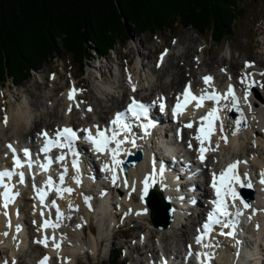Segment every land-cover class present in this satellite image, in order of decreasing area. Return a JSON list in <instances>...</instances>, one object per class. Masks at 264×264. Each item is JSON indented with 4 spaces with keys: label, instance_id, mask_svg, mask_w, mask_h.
I'll return each mask as SVG.
<instances>
[{
    "label": "bare ground",
    "instance_id": "obj_1",
    "mask_svg": "<svg viewBox=\"0 0 264 264\" xmlns=\"http://www.w3.org/2000/svg\"><path fill=\"white\" fill-rule=\"evenodd\" d=\"M195 40L196 38L191 36L189 32L185 34L182 38H180L179 41L176 42V44L173 46L172 53L167 56L164 65L160 69L152 68L151 70L150 68L149 70L148 65H149L150 56H148L146 53L140 54L138 50H135L137 54V58L140 60V61L138 60L140 64L138 63L137 66L132 67V70L130 66L131 71L128 70L125 73H121L119 77H117L118 75H115L116 72L113 71V73H111V78H112L111 83H114V86L111 83L105 84L101 82L103 86L102 92H100L101 95L99 96L98 93L97 94L95 93V95L93 96L94 98L93 102L95 104L93 103L94 105H92L89 102L87 103L85 102L83 106V110H80L81 108L80 105H81V100L83 98V95L85 94L86 98H88L89 96L87 97L86 93L82 92L83 89L80 85H78V82L74 81L73 84L70 85L71 89L76 90L74 93V99L69 100L68 98L69 90H71L69 88L67 96L64 98L62 102L63 105L66 106L67 110H69V106L71 105L70 119L68 118V115L64 114L65 112L62 113L61 107H60V105L62 104L61 102L59 103L57 102V104L55 103L49 104L48 102L37 100V102L33 103L31 106H28L29 104H27V102L26 103L21 102L19 108L23 110V112L20 111L21 116L19 115L20 120L19 122H17V129H18L17 134L20 136V138H22L21 140L24 142L25 141L23 138L24 136H31V137L34 136L35 137L36 135H40L41 133H44L45 131H48L50 129L55 130L56 128H60L61 125H73L78 128H82L81 124L78 122V119H81L84 121L83 123L84 128H89L91 130L97 131V128H100L98 126V120L105 122L106 120L110 119L108 114H111L113 109L123 106L124 103L131 96L133 97L138 96L137 93L136 94L129 93V90L132 86V85L130 86L129 84H126V81L128 80L129 77L131 81L135 79V80H138L140 83L143 81V83L141 84H143L144 86H146L145 84H147V88L141 91L142 93L145 92L146 94H140L142 95V97H145L146 99H150L152 96L156 95L161 100H163V96H164L167 98V100L175 101L177 94L180 93V91H178L179 88H182L186 84V82L192 81L194 85L202 84V82L199 81L200 79H198L199 77H197V74H199L197 72L198 67H201V70H203L200 73V78L202 75L210 76L211 78L215 77L216 82H222L226 79V82L224 85V87H226L228 84L227 79H230L232 77L231 73L226 74V72L225 73L221 72V73L214 74L213 65L217 62V59L212 57L210 58L209 62L206 61L205 57L207 54L204 51L205 48L201 49L200 54L195 55L199 59H193L194 57L192 56V54L194 55L195 53L193 51L194 50L196 51L197 47L200 45V43L196 44ZM128 52H129L128 54H130L132 58H129L128 63L121 62L120 63L121 69L125 65H131L133 61V58H134L133 48L131 47L130 51ZM138 55L141 56V58L138 57ZM236 58H237V54L232 53L231 59H230L231 61L229 62L227 66V69L229 70V72H234L232 70L236 68V65H237ZM225 59L226 58L223 55L220 58L221 62H223ZM150 63H152V60H150ZM139 66L141 70L138 69ZM94 67L96 69V66ZM136 69L138 70V72L135 71ZM249 71H255L256 74L259 73L256 67L255 69H249L244 75L245 80L248 78V74L250 73ZM166 73L168 74L165 75ZM132 74L135 76H132ZM227 75H229V78H227ZM249 80L251 81V79ZM107 81L110 82V79H108ZM211 83H214V82L211 81ZM250 85L251 84L249 83L246 85L244 92H242L243 98H240V107L241 105H243L241 109L244 112L246 119L248 120L249 126L247 129L242 130V131H237L234 128H232L230 107L227 106L225 108L224 122L226 121L227 123H229V125L226 126L225 124V127L224 129H222V131H223V135L228 138V141L225 142L222 139H220L218 140V143L216 145L212 143L211 141L212 145L209 146L211 148H210V153L208 154V161L205 163L204 171H203L204 182H206L207 179H210L209 172H211V170L212 172L213 171L217 172L228 161L232 160L233 157L236 156L233 150L234 147H241L242 145L246 144V141L247 143L252 144L251 147H248V146L246 147L247 150L245 153L247 156L251 157V159L249 158L251 162L250 164L251 170L253 169L255 175L257 174L261 175V172L264 169V155L260 153V152L264 153V150H261V147L264 148V134H263L264 133V94L260 93V91H258V88L255 86L254 87L252 86V89H251ZM98 87L100 88L99 85ZM246 93H247V96H246ZM252 93H254V96L251 98ZM244 95L246 97H244ZM45 99H49V97H46ZM77 104L79 106H77ZM89 107L92 108L91 111H88ZM190 110L191 109H189L187 113L184 115L186 117V120H183V117H180L179 123L182 129L184 128L183 130L184 135L192 139L195 142L197 138L195 136L194 130L187 129V123L193 122V121L197 122L199 119V116H196L197 108L195 109V112H190ZM96 113H98V117L94 118V115ZM153 114L156 115V118L159 117L161 119L159 121V125H160L161 122L163 121L161 115L157 113L156 111L155 112L153 111ZM154 115H153V118H154ZM6 118H7V122L5 123L4 121L5 124H3L2 122L3 120L1 118L2 121L0 123V130H4V129L7 130L8 127L12 126L13 115H11L10 113V115H7ZM92 119L94 120L92 121ZM88 120L91 122L86 123V121ZM233 121H236V120L233 119ZM147 122L148 121H146V123ZM166 132L167 130H163L159 137H157L159 133H156L155 139L157 138L165 139L164 135L166 134ZM218 133L220 135L222 134L221 132H218ZM123 134L124 132H121L119 137L123 136ZM1 140L2 139H0V141ZM10 143L21 145L22 142H18L16 139H14V137L11 139L9 137H7L6 139H3L0 142L1 144L0 150L1 152L4 153L5 157H7V154H8L7 146L10 145ZM208 144L209 142L207 143V145ZM181 145H184V143H182ZM136 149H137L136 147L132 148V146H129V145L122 146V150L124 152L127 151L126 157H129L130 153H135ZM154 149L155 148L151 146L150 148H148V152ZM254 152L255 154H258L257 157L254 155ZM190 153L194 154V156L198 155L197 150H195V148L191 150ZM184 154L189 155L191 158V155L189 154V149H188V152H184ZM213 155H217V158H214ZM161 156H162V153H159V157ZM166 157L167 156H165L163 159H166ZM183 158H185V156H183ZM240 158H244V157L240 155ZM100 159H101L102 166H103L102 162H104V164L109 165L110 169H112V163L108 161L104 156H101ZM129 159L133 160L134 156H133V159L132 157H130ZM193 162H195L194 163V166H195L196 161H193ZM163 164H164V160H161L160 165H163ZM5 165H7V163H5ZM183 165H184V161L183 163H180L179 167L178 165L176 167L178 168L179 174L177 173L175 165L173 163L170 162L164 166L165 171H166L165 177H168L170 181H172L170 182L172 184L171 187L175 189V192H172V191H170V193L165 192V190H163L160 187L163 183L165 184L167 180L166 179L163 180L161 177L158 178L157 175L155 177V175L151 174L152 168H151L150 160L143 159L140 162V164H138L137 166H133L128 171L129 172L128 174L126 173L120 174L118 178L116 179L117 187L118 188L122 187L123 189L127 190V192L125 193V198L122 199L123 202L120 204V209L128 213L127 217L130 220L133 218H136V219H140L141 222L145 221L149 225H152L153 226L152 231L157 230L155 231L156 234L157 235L161 234L160 243L166 242V246L169 243L168 242L169 240L171 244H174L175 242H177L175 239V236L178 234L179 230H181L180 233H183V235L185 236V240H188L186 237L187 236L189 237L190 230L194 229L195 226L201 224L199 220L205 215L203 211H199L197 213L196 211L193 210L194 212L191 214V218L185 219L186 224L182 225L181 227H176L179 224L178 217L180 215H179V210L175 204L176 202H178V199L174 195L175 194L176 196H179L180 194L187 195L189 193V190L195 191V187L199 188V191H202L200 184H198V182L199 181L202 182V180L200 179L198 181V175L195 169L192 168L193 166L190 165V163H187V169L185 170L182 167ZM157 168L160 169V166H157ZM124 169L121 171H124ZM82 171L85 174V171L84 170ZM39 173L46 174V172H42V171H39ZM112 173H113L112 170L106 169V172H104V176H108V178L111 179ZM183 174H189L190 176L192 175L190 178L191 180H186V182H184L185 178ZM80 175L81 173L74 175V179L77 180ZM146 176L149 177V185H150V191L148 195H151L153 192L155 193L154 198H152V203L157 206L159 202V198H169V199L171 198V201L174 207L176 208L175 216H173L172 218V223L166 229H160L152 224V219L150 216H152L154 213L153 207L151 206L150 203H145V201H142L140 199L141 190L143 188V181ZM151 176L155 177L154 181ZM37 177H39V174L37 175ZM74 179H71L72 191L70 193L66 192L65 195L61 199L56 200V202L59 204L60 211H64L63 205H65L67 213H65L64 211V215H67L68 219L73 218L72 215H74V216L79 217L81 220L80 222L74 225L68 224V222L64 223L62 227L60 228V233H58L51 226L42 227V225L44 224V221L46 220L45 217L50 216L51 211L49 210L50 208L46 206V202H43V204L40 203V198L38 197V195L35 196L34 195L35 193H34L32 196L34 199L36 198L37 200V203L36 201L32 202V206L34 207V212L37 213L36 221L38 222V226H39L37 228L40 231L37 240L41 241V240H44L45 237H47L48 238L47 246H45L44 243H39V244H42L43 246L47 248L48 250L47 253H49L52 256V258H56L57 256H60L63 264H75L76 257H77L76 255L84 252L85 250H90V253L93 256L97 255V251H98L97 247H98L99 240H97V237L93 235V228L90 227V224L88 225V223H90L92 219H95V218L98 219L99 221L98 223L100 225V228H99L100 236H104L106 235V233L108 234V230L106 228V222H108V214H109L110 208L114 205L113 204L114 202L111 203L109 199L110 196H108L104 201H102L103 202L102 205L99 204L100 209L98 208L99 210L95 211L94 203L96 201V198L94 197L91 198L88 191L87 190L85 191V188H84L86 187L85 185L83 186L84 188L83 190L76 188L78 183ZM13 181L15 180L11 179V180L3 181L2 185L0 186V247H3L4 245L9 244L10 246H12L14 251L17 253V250H19L22 247V245L26 242V238L29 237V234H28L29 230L26 232L27 234L24 232L22 233L23 231L22 226L25 225V221H23L20 218L17 219L18 217L17 216L18 214L17 206L19 205L18 204L19 197L15 196L14 199H12L9 202L8 208L3 205L4 197L2 194L5 191V187H4L5 185H7L8 189H10L12 193L17 192L15 187L10 188L12 187L11 184H10V187L8 186V183L13 184ZM87 181L89 184H92L93 182L92 180L88 178H87ZM107 181L108 179L106 177H103V179L98 180V182L102 184L103 188H106ZM156 181H159L160 185H157ZM31 183L32 181L29 179L30 186H32ZM108 184H110V182ZM254 186H255L257 194H256V199L254 200V202L250 204V208L256 209L257 214L260 217L258 218V220L255 219L257 218V216L250 218L251 224H252L251 231L254 233L256 239L261 241V243L259 242V244L264 246V212H263L264 210V188L257 187L256 184H254ZM20 190L21 189H19V191ZM113 193H114V190H113ZM204 193L205 195L209 193L211 194V191H209V189H206ZM18 194H19L18 196H20V193ZM48 194L50 193L44 194V200L48 199L47 198V196H49ZM172 194L174 198H172L171 196ZM195 195L199 201L198 205H200L202 202V199L199 198L201 194L199 193L198 195V193H195ZM85 197L90 198L87 203L85 202ZM98 197L101 200L104 199V193L102 192V190L98 191ZM21 199H23L24 201V196L23 198L21 196ZM68 203H72L73 205L77 207L81 206V208L79 207L80 212L71 210L70 207L67 206ZM181 207H185V204L182 203ZM24 208L26 207L23 206V209ZM144 208H147L146 214L137 215V212L143 210ZM98 211L100 213H98ZM5 213H7V215H5ZM41 213H43V215H41ZM82 218L85 220H83ZM114 223L112 222V224ZM138 225L141 226L142 224L138 223ZM67 227H69V230L67 229ZM85 229L88 230L89 236L85 235ZM7 231H9V235L5 236V233ZM53 237H54V240H53ZM54 242L55 244H58L59 247H55L53 245ZM36 243L38 245V242ZM229 244H230L229 239L228 241L223 243L224 246L221 247V251L218 254L219 257L212 258L210 256H207V263L215 264V262H219L218 264H232L233 258H234L233 253L235 252H233V250L229 252V248H230L228 247ZM254 244H255L254 249L251 250L252 249L251 248L250 252H248L247 255L242 256V259H241L242 264H249L251 260H257L258 262H261V264H263L262 260L264 258L263 257L264 248H262L263 246L261 247L258 246L256 243ZM146 246H148V244H146L145 247ZM162 246L163 247H161V251L164 254L168 253L169 249L164 245ZM155 249H156V246H154L153 250ZM178 253L181 254V250H179ZM236 253L239 254V249L236 250ZM15 254L13 256H15ZM173 255L174 254H172V252L170 251V254H168V257L170 258V261L168 262V264H176L175 259L172 258ZM236 260H238V258H236ZM38 263L41 264V261H39ZM49 264H54V261L53 260L50 261Z\"/></svg>",
    "mask_w": 264,
    "mask_h": 264
},
{
    "label": "rangeland",
    "instance_id": "obj_2",
    "mask_svg": "<svg viewBox=\"0 0 264 264\" xmlns=\"http://www.w3.org/2000/svg\"><path fill=\"white\" fill-rule=\"evenodd\" d=\"M224 5L225 4L223 3L222 8H220L223 12L224 11L230 12L232 10V8H230L231 10L229 9L230 5H228V9L224 7ZM155 12H159L158 9L152 10L147 16L148 19L156 20V23L159 24L164 21L163 28L155 29L156 30L155 33H151L150 29L139 31L137 27H134L133 24L130 25V23H128V25L133 28L131 29L132 31H130V34L128 36L129 38L125 40V43L118 42L115 45V47L107 53L96 50L97 47L96 43L92 41L90 42L88 41V43H86L85 46L86 52L88 54L86 56V59H84L83 61L85 62L83 68L79 64H76V67L71 66L72 65V60L70 58L71 55L67 53L62 54L63 46L62 43H60V40L57 38V40L55 39L57 43L54 45V47L58 48L59 50L57 51L58 54L53 53L54 55H52L51 57L49 56L48 60L34 62L37 64L36 65L37 67H35L33 70L29 69V75L27 76L26 80L21 81L20 83L17 84L16 80L8 79L5 83L0 84V123L3 120L2 122L3 124H5L4 123L5 117H7V115H10V113L11 115H13L12 126L8 127L7 130L5 129L0 130V139L3 140L6 139L7 137H9L10 139L13 137L14 139L16 138L22 139L17 134L18 132L17 122H19L20 120L19 119V117L21 116L20 113L23 112V110L19 108L21 102H25V103L27 102V104H29L28 106H31L33 103H36L37 100L38 101L41 100L43 102L45 101L48 102L49 104H54V103L57 104V102L62 103L64 98L67 96L68 89L69 88L71 89L70 85H72L73 82L76 81L78 82V85L82 87L83 89L82 92L86 93L87 97L89 96L88 98H86L85 94L83 95L80 105L81 107L80 109L83 110V106L85 102L86 103L89 102L92 105L95 104L93 102L94 101L93 96L95 95V93L96 94L98 93L99 96L101 95L100 92H102V88H103L101 82L105 84L111 83L112 81L111 73H113V71L116 72L115 75H118L117 77H119L121 73H125L128 70H130V66L132 70V67L137 66L138 63L140 64L139 62L140 60L137 58V54L135 50H138L140 54L146 53L148 56H150V60H152V63H150L149 60L148 66H149V70L150 68L152 70V68H157V66L160 65V62L158 64L159 60L157 59L159 56V52L163 50V47L168 46L171 49H173V46L176 44L175 42H178L179 39L182 38L188 32L191 34V36L196 38L195 40L196 44L200 43L196 51L195 50L193 51L195 52L194 55L192 54V56L194 57L193 59H199L195 55L200 54L201 49L205 48L204 51L207 54V55L205 54L206 61L209 62L210 58L212 57L217 59V62L213 65L214 74L221 72L225 73V71H227L229 74L231 73V76L233 77L230 78L232 82L235 83L236 81L240 83L239 84L240 87L238 86L240 91L244 92L246 85L249 83L251 84L250 85L251 89L252 86L253 87L255 86L258 88V91H260V93L264 94V75H262V73H264L263 71L264 70V0H240L238 13H237L238 18L236 19V26L234 28V32L231 33V35L227 40L223 39L221 42L213 41L212 39H210L208 34H201L189 28H182L179 25L170 26L168 23L165 24V22H168V20L166 19L167 16L164 13H158L152 16V14ZM131 47L133 48V55H134L133 61L131 65H125L121 69L120 63L121 62L128 63L129 58H132L131 55L128 54L129 53L128 51H130ZM231 52L237 54V58H236L237 65L236 68L232 70L234 72H229V70L227 69L229 62L231 61L230 60L232 54ZM222 55L226 58L223 62H221L220 60ZM138 57L141 58V56L139 55ZM166 58L164 59V63ZM246 62L250 66L246 67ZM94 66H96V69ZM1 67L4 71V66L2 64ZM255 67L259 71V73L256 74L255 71H249L250 73L248 74V78L245 80L244 75L247 72V70L255 69ZM135 71L138 72L137 69ZM202 71L203 70H201V67H198L197 69V72L199 73L197 74V77H199L198 79H200V73ZM167 74L168 73H166L165 75ZM132 76L135 75L132 74ZM15 79H17V77H15ZM108 79H110V82L107 81ZM249 79H251V81ZM141 83H143V81ZM187 83L193 84L192 81H188L186 82V84ZM111 84L114 86V83ZM98 85L100 86V88L98 87ZM145 85L146 86H144L143 84L141 85L140 87L141 90H145L147 84ZM181 89L182 88H179L178 91H180ZM140 94H146V93L141 92ZM253 96L254 93L251 94V98ZM46 97H49V99H45ZM60 107L62 113L65 112L64 114L68 115V118L70 119L71 113L69 110L66 109V106L63 105L62 103ZM122 107L123 106L119 108ZM116 109L118 108L113 109V111ZM238 113L244 114L241 111V109L239 110ZM111 114H108L109 118H111ZM97 117H98V113L94 115V118ZM93 120L94 119H92V121ZM237 121H240V123L237 124L236 123ZM243 123H244L243 119L241 120L237 119L231 125L232 128L239 129L243 125ZM247 146L251 147L252 144L247 143L246 141V144L242 145L241 147H234L233 150L235 153L239 155V157L240 155L244 157L242 159H244L245 164L248 163L250 165L251 157L245 154L247 150L246 149ZM261 150H264V148L261 147ZM260 153L264 155V153L262 152ZM254 155L257 157L258 154H255L254 152ZM213 156L214 158H217V155H213ZM125 159H127V157H125ZM132 167H133L132 164L126 165L124 171H121L119 168L118 172H115L116 179L120 174L123 173L128 174L129 173L128 171ZM90 170H92V172L94 171L93 174H96L97 178L92 180L89 177V170H88V172H86L85 174L84 183L85 185L86 183H88L87 178L92 180L93 182L92 184H88L87 185L88 187L86 186L84 188H88L87 190H89L90 195L96 198V201L94 203V210L97 211L100 209L99 204L102 205L103 203L102 201L105 200V198L101 200L98 197V191L100 190L99 187L100 183L98 182V180L103 179L104 174L99 171L98 166L95 163L94 165H92ZM199 184L202 185V182L200 181ZM122 189H123L122 187L115 189V193L116 195H118L117 196L118 198L113 200L114 205L110 208L108 214V222H106V228L108 230V234L106 233V235L100 236L99 234L100 225L98 223L99 222L98 219L96 218L92 219L91 222L89 223L90 227L93 228V235H95L97 237V240H99L98 241L99 248L97 247L98 249L97 255L93 256L90 253V250H85L84 251L85 253L82 252L76 255L77 257L75 264H103L107 262L108 259H111L112 253H114L117 249L121 251L120 253L121 260L125 261V264H162L163 256H168V254H170V251L172 252V254H174L172 258L177 259L179 261L183 259V257L185 256L184 252L189 244H191L193 248H196L197 245L194 244V240L196 233L200 229L199 228L200 224L195 226L194 229L190 230L189 237L188 236L186 237L188 240H185V236L183 235V233H180L181 230H179L178 234L175 236L177 242L171 244L169 240L168 241L169 243L167 242L168 244L166 246V242L160 243L161 234L157 235L155 232L157 230L152 231L153 228L152 225H149L145 221H144L145 223L141 222L140 219H136V218L130 220L127 217V214L125 215V212L120 209V204L123 202L122 199L125 198V193L127 192V190L125 189L122 190ZM31 194L32 192H29L28 187L25 186V192L21 191L20 196H18L19 205L17 206V212H18L17 219L20 218L23 221H25V225L22 226V230H23L22 233L23 232L26 233L29 230L28 231L29 237L26 238V242L20 248L21 250L20 249L17 250V253L9 244L0 247V261H1L0 264H39L38 262L40 260L41 254L48 252L45 246L41 244L43 247L42 248L39 245V243L38 245L36 243L38 241L37 239L40 231L37 228L39 227L38 222L36 221L37 213L34 212V207L32 206V202H35V200L31 196ZM21 196L22 198L24 196V201L23 199H21ZM184 196H186V194ZM117 203L119 204V206ZM23 206L26 208L23 209ZM79 207L81 208V206ZM193 209L197 210L196 212L198 213L199 211L202 210V206L196 205ZM193 209L191 208L186 209L185 210V212H187L186 214L185 212L180 213V216L178 217L179 224L177 223L178 226L176 227H181L182 225L186 224L185 219L191 218V213H192L191 210L193 211ZM168 210L171 212L173 218V216H175V209L172 211L171 207L168 206ZM98 213L100 212L98 211ZM150 217L152 219V224L158 227L156 225L154 218L152 216ZM206 217L207 214L205 215V218ZM80 220L81 219L79 217L73 215V218H71L67 222L68 224L74 225L80 222ZM202 221L203 218L201 219L200 222ZM112 222L115 223L112 224ZM138 223H141L142 225L139 226ZM171 223H172V219L170 220V222L166 227L164 228L158 227V228L166 229L170 226ZM67 229L69 230V227H67ZM7 235H9V231L6 232L5 236ZM85 235L89 236L87 229H85ZM245 235L250 238L247 244V249L250 252V249L252 248L251 250H253L255 247L254 243L258 245V242L254 241L253 237L251 238V236H249L250 235L249 233L246 232ZM251 235H253L252 231H251ZM146 244H148V246L145 247ZM233 244L234 243L228 245V247H230L229 249H231L232 246L235 249L237 248L236 245ZM162 245L166 246L169 249L168 253L164 254L161 251V247H163ZM154 246H156L155 250H153ZM261 246L263 245H260V247ZM262 248H264V246ZM179 250H181V254L178 253ZM209 250H207L206 253H208ZM14 254L15 256H13ZM233 255L235 256L234 253ZM53 261L54 264H63L60 256L53 258ZM263 261L264 258L262 260V263L264 264ZM180 263L181 262H176V264H180ZM218 263L219 262H215V264ZM249 264H261V262H258L257 260H251Z\"/></svg>",
    "mask_w": 264,
    "mask_h": 264
},
{
    "label": "trees",
    "instance_id": "obj_3",
    "mask_svg": "<svg viewBox=\"0 0 264 264\" xmlns=\"http://www.w3.org/2000/svg\"><path fill=\"white\" fill-rule=\"evenodd\" d=\"M240 0H0V84L8 79L17 84L27 79L38 61L57 53L70 54L72 67H84L86 43L107 53L118 42L125 43L131 26L139 31L162 29L163 23L148 19L164 13L170 26L189 28L221 42L234 32ZM230 12L222 11V4ZM181 6V7H180ZM169 26V27H170ZM76 62V63H75ZM4 66V71L1 67ZM14 77V78H13ZM17 77V79H15ZM121 251L103 264H125Z\"/></svg>",
    "mask_w": 264,
    "mask_h": 264
},
{
    "label": "snow or ice",
    "instance_id": "obj_4",
    "mask_svg": "<svg viewBox=\"0 0 264 264\" xmlns=\"http://www.w3.org/2000/svg\"><path fill=\"white\" fill-rule=\"evenodd\" d=\"M161 58H163V54H162ZM247 66H250V65L246 62V67ZM262 75H264V73H262ZM129 79H130V77H129ZM203 79H204L205 83H208L212 78L209 77V76H205ZM75 91H76L75 89L69 90V93H68L69 100H73L74 99V92ZM133 91H135V86H133ZM228 94L232 95L233 101L236 100V97H235V95L233 93V89H232L231 85H229ZM183 95H184V103L181 104L178 101L176 107L173 109V115H176L178 110L182 111L183 108L186 107L187 104L189 102H191L192 100H196L197 101V105L196 106L200 107L201 106V101L205 98L203 96H201V97L194 96L190 92V86L185 88ZM246 96H247V93H246ZM207 98H209V99H218L219 97H217L215 95H212V96H209ZM77 106H79V105L77 104ZM163 107L164 106L161 105V109H163ZM69 111H71V105L69 106ZM88 111H91L90 107H89ZM128 111L131 112V114L134 117H137V118H139L141 115H146L147 114L146 106L144 104L136 101L135 99H133L132 102L128 105ZM209 116L215 118L214 111L212 113H209ZM122 117H123V113H117L116 117L112 121V123L114 125L118 124L120 128H122L125 131H128L129 127H128V125L126 123L122 122ZM201 119H205V118L202 117ZM6 122H7V118L5 117V123ZM236 123L239 124L240 121H237ZM187 127H191V124H188ZM211 130H212L211 129V121H209V127H208L207 132H205L204 139L208 138V133H210ZM84 131L87 133L86 139L93 144V146H94L96 151L103 152V151H105V149H108V151H110L112 153L113 162L116 163V164L120 163V161L116 160V156H117V154L119 152V146L122 143V141L118 140L116 138V136H117L116 132H113L112 136L109 137V136H107L105 134V132L99 130V128H97V132H96L95 136H93L91 134V132L89 130H87V129H85ZM201 131H204V130L201 129ZM233 134H235V133H233ZM42 135L45 137V140H46L44 148L41 149L44 152L49 151L51 146H58V147H61V148L68 147L71 150L73 141L78 139L76 132L72 128H69V127H65L63 129L57 130V132H56L57 139H55V140L49 139L46 132L42 133ZM61 137L63 138L65 143H61L60 142L59 138H61ZM196 138L197 139H201L200 136H197ZM224 140H225V142H227V138L226 137L224 138ZM111 141H115L116 146H117L115 149L108 148V145H109V143ZM133 144H134V141H133ZM8 147L11 149L12 146L8 145ZM12 151H13V153H15V149H12ZM205 151H206V149L201 147V149H200V152H201L200 159L202 161L204 159L203 153ZM24 154H25V157H30V152H29L28 149H24ZM63 158H64L63 156L58 157V159H60V160H63ZM14 160H15V165L17 167H22L19 158L15 157V155H14ZM239 163H240V161H236L234 163L229 164L227 166V168L220 174V177H219L220 186L219 187H217V183H216L217 178L215 177V175L213 176V185L212 186H213V188L216 189V194H217L218 199L216 201H214V203L216 204V208L214 209L213 212L209 213L208 220L211 223H221V221L217 218V214H220V215H223V216H228V217H231L233 215L231 212L228 211V207H227L225 201L222 198H220L221 197V189L225 188L226 185H228V187H226V189H225L226 193L229 194L233 198V202H235V200L237 198H239L240 199V203L243 204V206L245 208H248L250 206L246 202V199L243 197L242 193L237 192L233 187L230 186L231 184L235 183V184H239L241 186V188H244L245 186L248 187V188L252 187L251 183H248L247 185H245V183L241 180V177L238 174H235V170L237 169V166H238ZM76 166H77L76 162L74 161L73 162V167H76ZM29 167H30V164H29ZM41 167H45L46 168L45 165H42ZM105 169L113 171L114 174H113L112 180L115 183V180H116L115 170L114 169H110L109 165H105ZM11 175H12V173L10 171L0 172V181H2L5 176L11 177ZM19 175H20V183H23L24 182V174L21 172ZM244 175L247 176V173H245ZM63 178L64 177H63V174H62L61 177H60L61 183L63 182ZM76 182L79 183V180H77ZM260 183L264 184V171L261 172V181H260ZM48 184L49 185L52 184V181H51L50 177H49V180H48ZM4 187H5V191L3 192L2 195L4 197V206L7 207V204L12 199H14V197L16 195H19V194L18 193H12L10 191V189H8L7 185H5ZM149 187H150V185H149V177L146 176L144 181H143V188L141 190V195H140V199L142 201H144L146 199V197L148 196ZM61 191L70 193L72 191V189H70V188H65V189L57 188V193L58 194ZM39 198H40L41 204H43V202H44V193H43V191L39 192ZM89 199H90L89 197H85V202L87 203ZM52 203H53V206H56L55 201H53ZM56 207H57L56 217H57V221H59V219L62 216V213L59 211V207L58 206H56ZM89 207H90V205H89ZM146 212H147V208H144L143 210L138 211L137 215L146 214ZM240 214L241 213L239 211H237L235 213L236 216H239ZM5 215H7V213H5ZM41 215H43V213H41ZM211 223H205L204 224L203 232H204L205 235L208 234L211 231ZM49 226L55 228V227H58L59 225H58V223L50 224V222L48 220H45L44 224L42 225V227H49ZM78 227H79V225H78ZM224 227H230V228L234 229L235 228V224L234 223L225 224ZM222 234H225V235H228V236H234V231H229L227 233H222ZM5 235H6V233H5ZM202 238H203L202 236H197L196 237V242L200 243ZM47 239L48 238L45 237L44 240L37 241V242L38 243H44L45 246H47ZM53 240H54V237H53ZM54 246L55 247H59V245L55 244V242H54ZM203 255L205 257H207L208 254L204 253ZM47 260H48V257H45L41 261V264H46ZM201 264H205V261H202Z\"/></svg>",
    "mask_w": 264,
    "mask_h": 264
},
{
    "label": "water",
    "instance_id": "obj_5",
    "mask_svg": "<svg viewBox=\"0 0 264 264\" xmlns=\"http://www.w3.org/2000/svg\"><path fill=\"white\" fill-rule=\"evenodd\" d=\"M247 128V123H245L240 130H244ZM155 193L153 192L151 195L147 197V201L153 207L154 213L152 217L154 218L156 225L160 228H164L168 225L170 220L172 219V214L168 210V204L163 198H159L158 205H154L152 203V198H154Z\"/></svg>",
    "mask_w": 264,
    "mask_h": 264
}]
</instances>
